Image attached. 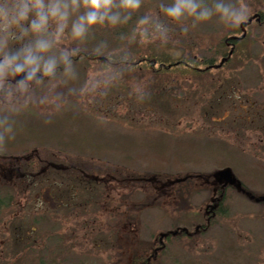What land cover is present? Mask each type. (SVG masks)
<instances>
[{
    "label": "rangeland",
    "instance_id": "374dc122",
    "mask_svg": "<svg viewBox=\"0 0 264 264\" xmlns=\"http://www.w3.org/2000/svg\"><path fill=\"white\" fill-rule=\"evenodd\" d=\"M157 2L145 0V8ZM243 2L246 21L264 11V0ZM135 20L93 30L79 44L80 55L90 56L76 61L77 78L56 89L63 97L59 111L37 106L20 113L14 137L0 143V180L15 187L0 202V264H119L115 258L135 264L152 256L143 248L159 234L196 220L206 197L202 185H214L225 167L264 198V119L248 106L264 112V24L253 22L241 40L252 41L249 49L237 50L223 68L184 76L156 69L165 59L201 65L217 55L219 63L220 46L228 52L225 40L241 37L240 26L213 19L184 33L169 22L167 43L129 44L121 34ZM101 40L107 51L125 48L126 59L94 60ZM76 45L71 38L64 44ZM89 78L99 83L82 92ZM81 168L93 180L79 176ZM69 181L86 188L61 206L53 183L70 188ZM228 196L214 228L173 240L177 245L165 249L161 264H264V207L235 190Z\"/></svg>",
    "mask_w": 264,
    "mask_h": 264
},
{
    "label": "clouds",
    "instance_id": "9594fccd",
    "mask_svg": "<svg viewBox=\"0 0 264 264\" xmlns=\"http://www.w3.org/2000/svg\"><path fill=\"white\" fill-rule=\"evenodd\" d=\"M134 16L122 41L167 43L172 34L169 22L184 33L189 26L213 19L237 28L248 19L249 8L243 0H158L154 8H145V0H0V143L14 137L20 113L37 106L59 111L63 97L56 89L77 78L79 44L93 30L119 29ZM67 38L77 45L64 46ZM108 48L107 41H98L92 55L106 57L109 64L117 56L126 59L125 48ZM114 77L115 73L106 75L104 83ZM98 83L89 78L81 91Z\"/></svg>",
    "mask_w": 264,
    "mask_h": 264
},
{
    "label": "flooded vegetation",
    "instance_id": "af4514ba",
    "mask_svg": "<svg viewBox=\"0 0 264 264\" xmlns=\"http://www.w3.org/2000/svg\"><path fill=\"white\" fill-rule=\"evenodd\" d=\"M248 22H249V25L247 26V29L250 26H252L253 22H257L259 25H263L264 24V11H260V12L255 13L253 18L251 19V21H248ZM248 31H249V29H248ZM246 36H247V34L245 35V37ZM245 37H244V39H245ZM240 40H242V39H236L235 42L240 41ZM96 59L102 60L101 57H97ZM102 61L105 62L104 60H102ZM159 68L160 69H164V68L165 69H171L170 66H166V67L160 66ZM207 70H209V69H207ZM206 71H204V72H206ZM249 105H250V111L254 115H256L257 117H261V119H264V112H262V110L260 109L259 106H256L251 102L248 103V106ZM257 111H259V112L257 113ZM223 117H225V116H223ZM4 159L6 160L7 158H4ZM13 168H15V167H13ZM16 168H18V167H16ZM81 172L86 174V170L83 168H81ZM218 185H219V187L211 185V183L204 182V184L202 186L206 187V188H205V190H201V192L206 193V197L204 200H202L203 201L202 204L200 206H198L197 209H195V211H194L195 213L193 215L195 218H197V220L195 222H191V224H192L191 226H178L173 230H169V231H166L162 234H159L160 236L158 238V242H152V244L149 243L147 245V247L143 248L146 251L143 255H147L148 252H151L152 256L151 257L144 256V257L138 259L135 262V264H151V262L153 263V261H155L156 264L158 262H159V264H161L160 261L165 260V259L161 258V255L163 254L165 249L167 247H171L170 249H172V247H176L177 242H175L173 240H177V239H181V238H187L188 239V238L195 237L197 235L200 236V232H203L205 230V227L202 225L201 222H203V221L208 222L211 220H215L217 217H219L221 212H222L221 210H223V208H225V204H226L227 199L229 197L228 191L232 187L225 186L224 182H222L221 185L220 184H218ZM210 186L212 187V194L211 195L208 193V192H210L208 190V188H210ZM235 190L239 191V193H240L239 195L244 198L243 195L246 193L244 192V194H243V187L242 186L240 187V189H235ZM241 194H243V195H241ZM262 196L263 195L257 196L259 198V200L254 202V203L264 207V198L261 199ZM189 240H191V239H189ZM114 260L116 262H118L119 264L121 263L120 259L115 258ZM133 262H134V260L132 261V263Z\"/></svg>",
    "mask_w": 264,
    "mask_h": 264
},
{
    "label": "trees",
    "instance_id": "16d2710c",
    "mask_svg": "<svg viewBox=\"0 0 264 264\" xmlns=\"http://www.w3.org/2000/svg\"><path fill=\"white\" fill-rule=\"evenodd\" d=\"M99 39H100V36H99ZM230 41L231 40H229V43H230ZM231 42H232L231 43L232 45H235V50H234V53H232L233 54L232 57L227 60L226 64L230 63L232 61V58L235 56L237 50L238 51H240V50H243V51L246 50L247 51V49H249L250 44H251L252 41L246 42V44H244V45H242L243 43L241 41H236V42L235 41H231ZM243 42H245V41L243 40ZM220 47L222 48L223 53H224L223 55L221 53V55L224 58H228V54L227 53L229 51L228 52L226 51L228 48L225 45L224 46H220ZM88 56H90V55L83 54L82 55V59L83 58H87ZM212 57H214V58H210L211 60H207L206 62L205 61H201L200 62L201 65H194L193 62H189L188 63L189 60H187V59L186 60L185 59H181V60L178 59V60H176L174 62L171 59H165L167 61H165L164 63L160 62L159 65L164 66V67L170 66L171 69L168 70V71H172V70L179 71L180 74H184V76H189V75L200 76V75H203V74L206 73L202 69L206 68L207 66H213L214 64H216L217 55L216 56L213 55ZM92 58L95 60L96 56H92ZM154 62L155 61H153L151 64H153ZM165 70H167V69H165V68L164 69H156V72H159V73L163 72V74H164ZM30 171L33 172V180L35 178L38 179V174L35 175L34 169L30 170ZM23 172H29V171L24 170ZM79 176H81L82 178L89 177V176H87V177L83 176V174H80ZM68 183H74L75 185L73 184V186H69L70 188H68V187H66V185L64 183H59V184L53 183V185L56 184L55 187H54L55 189L53 190V192L56 190V194L55 193H53V194H55V197L58 199L59 203L64 202V201H66L68 199H72V198H74L73 196H78L79 193L80 194L84 193L83 191H79L80 189H78V187L76 186L77 185L76 181L75 182L69 181ZM11 188H12L11 186H7V185H3L2 186L3 190H7V189H11ZM0 202H2L1 196H0Z\"/></svg>",
    "mask_w": 264,
    "mask_h": 264
},
{
    "label": "water",
    "instance_id": "95a60500",
    "mask_svg": "<svg viewBox=\"0 0 264 264\" xmlns=\"http://www.w3.org/2000/svg\"><path fill=\"white\" fill-rule=\"evenodd\" d=\"M245 26H246V23L241 25L243 30H244ZM233 51L234 50L232 49L231 52L229 53L230 54L229 56L232 55L231 53H233ZM225 61H226V59H223L221 64H219V66H222V64H224ZM215 177L217 178L216 180H218L219 183L224 182L225 185L235 186V187H237V189H240V187H241L240 182L237 179H235L231 169L227 168L225 170L218 171L216 173Z\"/></svg>",
    "mask_w": 264,
    "mask_h": 264
},
{
    "label": "bare ground",
    "instance_id": "6f19581e",
    "mask_svg": "<svg viewBox=\"0 0 264 264\" xmlns=\"http://www.w3.org/2000/svg\"><path fill=\"white\" fill-rule=\"evenodd\" d=\"M6 190H3L2 188H0V196H3L2 195V193H4ZM199 193V192H198ZM2 199V198H1ZM227 203V202H226ZM225 208H226V206H225ZM222 212H221V214H220V216H223V215H225V213H226V210L223 208V210H221ZM214 221H216V222H214ZM209 222V223H208ZM208 222H205V221H203V222H201L202 223V225L205 227V230L203 231V232H205V233H207L212 227L214 228V226H215V224H217V220H211V221H208Z\"/></svg>",
    "mask_w": 264,
    "mask_h": 264
}]
</instances>
